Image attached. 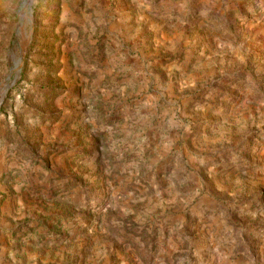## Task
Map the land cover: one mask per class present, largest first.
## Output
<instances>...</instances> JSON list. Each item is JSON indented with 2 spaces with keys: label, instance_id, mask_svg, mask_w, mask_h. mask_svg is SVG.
Returning a JSON list of instances; mask_svg holds the SVG:
<instances>
[{
  "label": "rangeland",
  "instance_id": "374dc122",
  "mask_svg": "<svg viewBox=\"0 0 264 264\" xmlns=\"http://www.w3.org/2000/svg\"><path fill=\"white\" fill-rule=\"evenodd\" d=\"M29 1L0 0V264H264V0Z\"/></svg>",
  "mask_w": 264,
  "mask_h": 264
},
{
  "label": "bare ground",
  "instance_id": "6f19581e",
  "mask_svg": "<svg viewBox=\"0 0 264 264\" xmlns=\"http://www.w3.org/2000/svg\"><path fill=\"white\" fill-rule=\"evenodd\" d=\"M29 2H30V1L28 0V3H29ZM28 3H27V4H28ZM25 14H26V13H25ZM21 15H22V14H21ZM22 18H23V17H22ZM6 88H7V87H6ZM5 90H6V89H5ZM5 90H4V91H5ZM2 95H3V94H0V98L2 97Z\"/></svg>",
  "mask_w": 264,
  "mask_h": 264
}]
</instances>
